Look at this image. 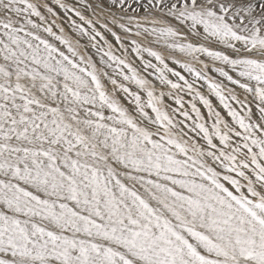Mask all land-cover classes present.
<instances>
[{
  "label": "snow or ice",
  "instance_id": "obj_1",
  "mask_svg": "<svg viewBox=\"0 0 264 264\" xmlns=\"http://www.w3.org/2000/svg\"><path fill=\"white\" fill-rule=\"evenodd\" d=\"M0 264H264V0H0Z\"/></svg>",
  "mask_w": 264,
  "mask_h": 264
}]
</instances>
